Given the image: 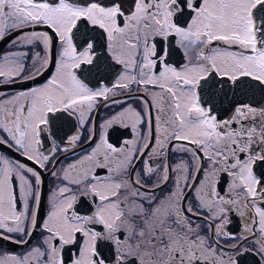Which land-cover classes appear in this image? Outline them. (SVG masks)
<instances>
[{"label":"snow or ice","instance_id":"1","mask_svg":"<svg viewBox=\"0 0 264 264\" xmlns=\"http://www.w3.org/2000/svg\"><path fill=\"white\" fill-rule=\"evenodd\" d=\"M8 38L0 264H264V0H0Z\"/></svg>","mask_w":264,"mask_h":264},{"label":"flooded vegetation","instance_id":"2","mask_svg":"<svg viewBox=\"0 0 264 264\" xmlns=\"http://www.w3.org/2000/svg\"><path fill=\"white\" fill-rule=\"evenodd\" d=\"M14 36L16 34H13ZM10 39L8 38L5 41H0V46L1 51L0 54H2L3 52L9 50L10 48ZM43 79V78H42ZM42 81H36L35 83H39ZM27 85H14L11 86V89H15L17 87H26ZM119 98V97H117ZM122 106V105H121ZM120 106H115L113 105L110 108H106L103 106V103H101V105L98 107V109L96 110V112L93 114L94 116V122L96 125V131H97V135H99V131L100 128L99 126L101 124H103L104 120L109 117L110 115H112L113 111H118ZM123 131V135L124 136H129L130 137V133L127 130H119V129H115L112 130L110 132V138L115 141L118 137L121 136ZM14 155V154H13ZM22 159V158H21ZM26 163H31V162H27ZM70 162V160L68 161H64V163H68ZM44 180H45V184H44V196H45V206H46V200H47V196L50 194L51 189L54 187L56 181L54 180L53 177H51L50 174L48 173H44ZM41 238L40 234L37 232L36 234H34L33 239L30 241L31 244H36L38 242V240ZM28 248V245H16V244H12L9 242H4V241H0V255L6 254V253H16V254H23ZM67 256V253H66ZM258 260V257L249 254L248 256H246L244 258V264H255V262Z\"/></svg>","mask_w":264,"mask_h":264},{"label":"water","instance_id":"3","mask_svg":"<svg viewBox=\"0 0 264 264\" xmlns=\"http://www.w3.org/2000/svg\"><path fill=\"white\" fill-rule=\"evenodd\" d=\"M1 48H2V47L0 46V51H1Z\"/></svg>","mask_w":264,"mask_h":264}]
</instances>
